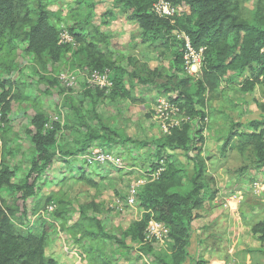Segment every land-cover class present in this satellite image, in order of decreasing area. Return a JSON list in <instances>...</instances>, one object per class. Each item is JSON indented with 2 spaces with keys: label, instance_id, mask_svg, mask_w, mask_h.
<instances>
[{
  "label": "rangeland",
  "instance_id": "1",
  "mask_svg": "<svg viewBox=\"0 0 264 264\" xmlns=\"http://www.w3.org/2000/svg\"><path fill=\"white\" fill-rule=\"evenodd\" d=\"M3 1L7 11L0 18V77L13 85L7 87L11 109L6 115L0 105V170L5 164L15 172V183L29 180L35 184V194L26 200L20 192L0 189L3 210L22 233H35V243L44 238L45 253L58 264L169 263L173 242L146 239L151 219L159 214H152L142 238L133 239L126 232L144 215L138 198L131 204L130 195L133 190L139 193L153 181L151 176L164 168V161L159 160L166 149L162 143L183 121V115L166 121L158 111L159 103L178 105L181 78H192V90H197L201 67L180 71L175 62L177 43L184 36L175 33L167 44L162 39L145 41L132 11L116 8L121 6L119 0ZM167 1L176 7V15L190 12L185 1ZM256 3H243L245 17ZM40 7L54 26L59 43L68 45L58 58L30 45L28 30L36 23ZM66 33L69 41L63 37ZM184 50L181 48L183 54ZM100 64L113 66L122 88L113 93V89L101 92L89 86L83 72ZM63 74H73L75 83L68 85L59 77ZM258 100L263 101L257 91L248 93L238 84L229 87L225 95L210 100L204 130L203 154L212 157L208 169L218 190L216 196L230 199L231 191H243L242 198L236 200L238 208L230 214V224L223 226L232 238L230 247L228 242L222 243L226 249L239 250L240 264H247L249 255L250 264H264L262 239L256 231L264 222V194L252 190L257 165L250 147L240 149L243 144L235 138L222 156L221 138L230 128L233 132L250 128L261 113ZM223 105L226 111L219 112L226 115H222L225 120L216 121L215 107ZM38 115L59 125L51 150L55 157L39 175L32 170L35 162H43L38 159L35 141L40 132L34 123ZM45 128L52 126L46 124ZM97 150L120 157L123 167L88 165L84 156ZM176 153L184 164H193L182 151ZM236 201L222 209L231 211ZM102 229L110 237L93 235ZM198 260L191 258L189 264Z\"/></svg>",
  "mask_w": 264,
  "mask_h": 264
},
{
  "label": "trees",
  "instance_id": "2",
  "mask_svg": "<svg viewBox=\"0 0 264 264\" xmlns=\"http://www.w3.org/2000/svg\"><path fill=\"white\" fill-rule=\"evenodd\" d=\"M119 1L121 6L116 8L132 11L145 41L156 43L162 39L167 44L175 33L184 36L178 41V50L175 53V62L180 71L186 70L184 54L181 51V48L185 49L186 37L190 39L196 50L205 48L197 90H192L190 77L181 78L178 82V107L181 115L189 117L190 120L182 121L166 136L162 143V147L166 149L159 154V160L165 163L164 170L157 179L142 186L137 194L144 215L126 232L133 239L142 238L152 214H159L156 219L168 226L169 239L173 242L169 254L170 262L164 263L183 264L189 257L195 211L207 200L216 197L218 191L212 185L214 177L208 169L212 157L203 154L205 151L203 144L206 140L205 124L210 114L209 102L212 98L225 95L229 87H236V84L248 93L259 92V97L263 101L258 100L257 106L261 113L258 119L253 120L246 132H233L230 128L227 136L221 138L223 142L220 154L226 155L227 148L232 147L234 139L238 138L243 144L240 149L245 146L250 147L256 168L264 166V142L263 130H261L264 126V0H257L255 9L249 17H245L243 3L252 0H180L186 2L190 12L168 18L159 17L151 10L156 0ZM3 2L0 0V18L4 11H7ZM36 12L38 19L28 30L30 45L35 51H49L53 58H58L68 45L59 43L57 32L49 23L44 8L40 7ZM92 68H109L114 81L113 93L119 87L122 88L120 77H114L112 65L100 64ZM235 78L243 80L236 82ZM9 85H13L12 81L0 77V105L4 115L11 109L8 97L10 89L7 88ZM214 111L215 113H212L215 114L216 121L223 122L226 115L220 114L219 111L225 112V106L223 105L221 109L215 107ZM47 121L44 116L38 115L34 122L40 131L35 136L38 159L43 161L41 164L35 162L32 168L38 173L37 175L55 157L51 150L55 147L54 136L59 125L51 121L52 128L46 129L45 125L49 123ZM194 128H196L195 135L192 134ZM177 151H182L193 164L181 162ZM2 154L0 144V161ZM14 176L15 172L3 164L0 170V189H7L12 193L20 192L24 200L35 194V184H29V180L17 184L13 181ZM96 222L101 226L99 221ZM256 229L262 239L264 222ZM93 235L110 237L106 235L104 229L101 233L93 232ZM34 239L33 231L28 234L20 231L10 215L3 210L0 198V264H58L45 253L44 238L39 243H35ZM115 239L121 242L118 238Z\"/></svg>",
  "mask_w": 264,
  "mask_h": 264
},
{
  "label": "built area",
  "instance_id": "3",
  "mask_svg": "<svg viewBox=\"0 0 264 264\" xmlns=\"http://www.w3.org/2000/svg\"><path fill=\"white\" fill-rule=\"evenodd\" d=\"M153 12L157 14L159 17L163 18H168L176 15V7L173 6L169 1L167 0H157L154 5H153ZM67 41L70 40V36L68 33H66L63 36ZM186 43H185V53H184V61H185V68L187 71L194 69L195 67L197 68L198 66L201 67L202 64V59H203V52H204V47L200 48L199 50H196L194 46L191 44V41L188 37L185 38ZM84 70V75L88 81V84L90 87H96L99 90L107 91L110 92L114 88V81L112 79V72L109 68L105 69H98V68H93L91 70ZM86 71V72H85ZM60 79L67 81L68 85H73L75 82L73 74L65 75L63 74L62 76H59ZM172 106L175 108H172ZM159 109L158 111L163 113L164 117H166V121L170 120L171 118H176L177 116L180 115L181 118V113L180 109L177 104L170 103L169 107L164 106L163 102L159 103ZM1 111V108H0ZM58 119V118H57ZM181 120L183 121H189V117H183ZM50 123H47V126ZM263 130V142H264V126L261 128ZM84 159L88 165L94 166H102V165H115L117 167L122 168L123 167V162L120 157L115 156L113 154H110L108 152L102 151V150H97L95 152H92L91 154H87L84 156ZM162 169L159 170L157 173L153 174L152 180L157 179L161 172L164 170L163 167ZM255 174V179L252 183V190L256 195L264 194V166H261L259 168H256L254 170ZM144 182V181H143ZM137 190H133L132 194L129 197V202L131 204H134L137 199ZM230 195L232 198L228 199V197H224L221 194V197L223 199V206L225 208L230 207V204L233 201H236L240 198H242L243 191L238 190V191H231ZM217 198H220V194L217 196ZM234 199V200H233ZM50 210L53 211L54 208L50 207ZM169 228L168 226L156 219L153 218L151 219L147 230H146V239L150 242L152 241H160V242H165L166 240L169 239ZM261 246L264 249V237L261 240Z\"/></svg>",
  "mask_w": 264,
  "mask_h": 264
},
{
  "label": "crops",
  "instance_id": "4",
  "mask_svg": "<svg viewBox=\"0 0 264 264\" xmlns=\"http://www.w3.org/2000/svg\"><path fill=\"white\" fill-rule=\"evenodd\" d=\"M238 202H234L231 211L222 209L223 199L214 197L207 200L204 205L195 211V219L192 225V240L189 247V257L186 263H191V258L199 259L197 264H240L242 258L239 250L235 247L227 248L222 246L224 241L230 247V233H226V227L230 224V214L238 207ZM232 224V223H231ZM231 230V228H230ZM228 236V238H226ZM241 259V260H240ZM247 264L252 263L251 255L245 258ZM185 263V264H186ZM192 264H196L193 262Z\"/></svg>",
  "mask_w": 264,
  "mask_h": 264
}]
</instances>
